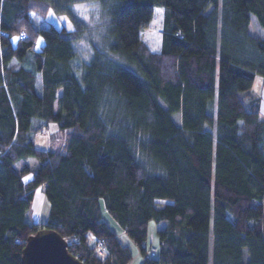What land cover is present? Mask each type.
Listing matches in <instances>:
<instances>
[{"label":"trees","instance_id":"1","mask_svg":"<svg viewBox=\"0 0 264 264\" xmlns=\"http://www.w3.org/2000/svg\"><path fill=\"white\" fill-rule=\"evenodd\" d=\"M86 3L103 18L94 28L73 9ZM49 12L73 28H37ZM251 14L264 29V0H0V264H21L41 229L82 264H130L133 248L141 264H264L252 92L264 37L249 33ZM85 36L88 62L74 46ZM50 129L66 133L64 148L35 146ZM38 187L48 218L30 223Z\"/></svg>","mask_w":264,"mask_h":264},{"label":"rangeland","instance_id":"2","mask_svg":"<svg viewBox=\"0 0 264 264\" xmlns=\"http://www.w3.org/2000/svg\"><path fill=\"white\" fill-rule=\"evenodd\" d=\"M73 9L75 12L79 15V17H82L88 25L92 26L93 28L95 27L96 23H102L103 18L101 17L98 5L96 3H86V4H76L73 6ZM159 10V11H158ZM162 18H163V9L162 8H154L153 10V15H152V20L150 22V27L155 30H160L161 25H162ZM33 24L37 28H43L47 26L48 24H53L56 26L58 29L60 28H66L67 30H71L72 24L70 23L69 19L66 16L63 15H56L53 12H49L45 17H40V16H35L33 18ZM101 32V30H100ZM249 33L253 36L256 37H264V29L259 25L255 15L251 14L250 15V21H249ZM91 38L94 40L97 39L98 35L97 32L94 31L91 35ZM89 36H85L81 38L80 41H76L74 43V46L76 50L79 52L81 55V58H83V61L88 62V58L90 57L92 50L91 46L88 42ZM13 42L16 41V38L12 39ZM39 42V43H38ZM43 45V39L41 36H38L36 40V49H39ZM263 81L258 77L255 79L252 85V92L255 94H261L262 91V86H263ZM260 119H264V99L262 102V108L260 109L259 112ZM58 129V128H57ZM56 129V130H57ZM55 130L50 129L48 133H51V139L53 142V146H60L61 148H64L66 145V133L59 131L56 133H53ZM30 176L27 177L29 179ZM41 200H44V212L38 213V207L41 206ZM49 212V205L48 202L42 192L41 189H36L34 193L33 200L31 202V206L29 209L28 214L26 215V220L30 223H43L47 221L48 218V213ZM42 216V219L37 218L36 216ZM44 215V216H43ZM105 219L110 223V225L116 229V225L114 222H112L107 216ZM154 226V224H152ZM152 226V227H153ZM117 233L122 234V232L117 231ZM123 235V234H122ZM121 235V236H122ZM153 242L154 245L158 244V240L156 237L155 232L153 233ZM123 239V238H122ZM138 257H134L132 260V264L134 261L137 260Z\"/></svg>","mask_w":264,"mask_h":264},{"label":"water","instance_id":"3","mask_svg":"<svg viewBox=\"0 0 264 264\" xmlns=\"http://www.w3.org/2000/svg\"><path fill=\"white\" fill-rule=\"evenodd\" d=\"M21 264L82 263L69 253L67 242L58 233L41 229L26 240L21 252Z\"/></svg>","mask_w":264,"mask_h":264},{"label":"crops","instance_id":"4","mask_svg":"<svg viewBox=\"0 0 264 264\" xmlns=\"http://www.w3.org/2000/svg\"><path fill=\"white\" fill-rule=\"evenodd\" d=\"M258 78V76L255 77V79ZM261 80L262 78L259 77ZM254 79V81H255ZM263 81V80H262ZM263 86H262V91H261V94H258V96L260 97V109L262 108V102H263V99H264V81H263ZM264 120V119H263ZM34 143H35V146L43 151H46L47 149L53 147V142H52V139H51V136L50 134H37L34 138ZM37 189H41L42 190V187H38ZM44 200H41V206L38 207V213H42L44 212ZM48 214V213H47ZM44 216V215H43ZM37 218L39 219H42V216L38 215L36 216ZM151 225L149 227V240H150V244L153 245V246H156V244L154 245V242H153V233L155 232L156 233V230L160 229L161 228V225ZM121 232V231H120ZM122 234H120L121 236ZM133 254H134V257H138L136 261H134L133 264H141L142 261L144 260V258L139 254V252L133 248ZM134 259V258H133ZM132 264V262L130 263Z\"/></svg>","mask_w":264,"mask_h":264},{"label":"built area","instance_id":"5","mask_svg":"<svg viewBox=\"0 0 264 264\" xmlns=\"http://www.w3.org/2000/svg\"><path fill=\"white\" fill-rule=\"evenodd\" d=\"M95 240H96V244H95V251H96V253L98 255L104 254V252L106 251L105 250V245L102 242H100L99 239H96L95 238ZM155 254H156V249H154V248H150L148 250V252H147V256L148 257H153V256H155Z\"/></svg>","mask_w":264,"mask_h":264},{"label":"snow or ice","instance_id":"6","mask_svg":"<svg viewBox=\"0 0 264 264\" xmlns=\"http://www.w3.org/2000/svg\"><path fill=\"white\" fill-rule=\"evenodd\" d=\"M159 11V10H158ZM39 43V42H38ZM156 49H153V51H155Z\"/></svg>","mask_w":264,"mask_h":264}]
</instances>
